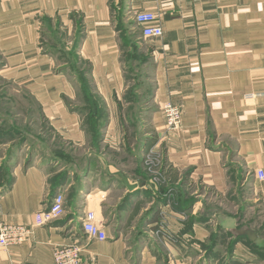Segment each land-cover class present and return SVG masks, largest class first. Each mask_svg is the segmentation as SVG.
Masks as SVG:
<instances>
[{
	"label": "crops",
	"instance_id": "crops-1",
	"mask_svg": "<svg viewBox=\"0 0 264 264\" xmlns=\"http://www.w3.org/2000/svg\"><path fill=\"white\" fill-rule=\"evenodd\" d=\"M142 11L159 17L163 38H141L134 17ZM124 34L137 41L130 49L149 52L152 71L138 154L124 147L120 131V110L130 104ZM80 61L105 121L98 155L68 67ZM0 80L31 96L54 134L85 157L82 173L56 157L12 158L14 182L0 198V217L34 227L35 215L59 195L64 215L1 249L0 264H55V250L72 244L92 264H262L245 240L232 243L249 214L239 216L232 198L238 188L248 206L264 202V0H0ZM169 102L183 111L176 133L167 132L162 115ZM148 149L160 158V180L144 174ZM126 181L138 187L130 191ZM217 199H229L228 209L215 206ZM91 211L108 240L83 232ZM229 220L236 229L225 227ZM213 239L208 254L203 245Z\"/></svg>",
	"mask_w": 264,
	"mask_h": 264
},
{
	"label": "rangeland",
	"instance_id": "rangeland-1",
	"mask_svg": "<svg viewBox=\"0 0 264 264\" xmlns=\"http://www.w3.org/2000/svg\"><path fill=\"white\" fill-rule=\"evenodd\" d=\"M123 36L126 37L124 44L127 46L130 42L127 39L129 36L125 34ZM132 44L133 42H131L130 45ZM128 48L129 47H126L122 56L123 61L126 62L125 67L128 71V89L125 99L130 102V104L123 106L120 110L122 117V128L120 127V131L123 139H126L124 147L129 148L131 152L133 148H135L138 154L139 145L137 139L140 138L142 134L140 117H142L143 108L151 95L152 85L150 78L152 71L151 66L147 63V61H149V52H142L140 49L137 50L139 46L136 47V49ZM137 59L139 60L136 61ZM77 68L81 70L83 66H78ZM78 81L79 79L75 82L77 83ZM145 86H149L147 92H142L141 90ZM24 94L22 90L11 85L9 86L0 80V135L2 143L0 158L10 156L12 152L14 153L16 147H23L22 153H24L28 159L30 157L33 161L47 162L50 158H60L64 160L62 161L64 165H68L71 169L76 168L82 173L85 165L83 161L85 157L82 148L77 149L71 147L57 137L50 129L49 125H46V123L41 120L42 118L36 111L37 108L33 106L29 96ZM86 115H88V113ZM88 126V131H91L90 125ZM91 136L93 137V133ZM94 151L95 155H98L100 152L97 148H94ZM111 155H113V153ZM121 157V155H118L114 157L113 160L118 163ZM77 179L79 182V177ZM237 190L238 191L232 198L235 205H239L236 211H238V214L249 213L243 224L244 228L254 230L264 239V202L261 200L254 201L248 206L247 201H245L246 194L242 189L237 188ZM214 200L216 199L214 198ZM228 200L229 199H217L215 206H218L221 211L227 210L228 207L226 206H230L231 203L230 201L229 203ZM229 211L232 212L233 210L229 209L227 212L229 213ZM236 211L235 213H237ZM239 216L241 215L239 214ZM219 259L222 262L223 256L220 255ZM261 261L262 264H264V257H262Z\"/></svg>",
	"mask_w": 264,
	"mask_h": 264
},
{
	"label": "built area",
	"instance_id": "built-area-1",
	"mask_svg": "<svg viewBox=\"0 0 264 264\" xmlns=\"http://www.w3.org/2000/svg\"><path fill=\"white\" fill-rule=\"evenodd\" d=\"M135 23L141 27V36L143 39H157L164 37V29L159 17L150 11L138 12L134 17ZM162 115L165 120L166 130L170 133L180 131L183 111L182 108L173 103H166L162 109ZM160 158L155 156L153 149H150L145 156V167L153 175L155 180H160L162 174L159 167ZM260 180L264 179L263 172H258ZM63 197L59 195L51 206L44 205L43 209L35 215L34 227H45L53 224L64 215ZM161 228L166 225V220L161 222ZM20 224L5 222L0 217V250L23 244L30 235L33 228ZM82 230L89 240L106 241L108 236L99 225L97 215L91 211L85 215L82 220ZM172 244H178L179 238L169 235ZM55 264H92L84 256V247L79 244H72L60 247L54 252Z\"/></svg>",
	"mask_w": 264,
	"mask_h": 264
},
{
	"label": "trees",
	"instance_id": "trees-1",
	"mask_svg": "<svg viewBox=\"0 0 264 264\" xmlns=\"http://www.w3.org/2000/svg\"><path fill=\"white\" fill-rule=\"evenodd\" d=\"M140 36H141V33H140ZM132 37L131 38L130 37L127 38L130 42L128 43L127 46H125L124 40L126 39V37L123 36V38H122V41H123V44L122 45L124 47V48L122 47L123 51L126 49V47H129V48L131 47V45H130L131 42L134 43L136 41L135 40V37L134 38H132ZM141 38H142V36H141ZM138 60L139 59H137L136 61H138ZM78 66H83V68L80 70L79 68H77ZM68 67H70L73 71H75V74L77 75V78L79 79L78 83L80 85L81 91L84 94L83 100L86 101V110H84V112H83V113H85V122H84V125H85L86 131L88 132V134L91 136V134L93 133V137H94L93 138L91 136V138H92V146L91 147L93 149L94 148H97L98 150H100L101 149L100 148L101 143H102V141L104 139L105 121H102V119H101L102 113H101L100 116L98 115L99 108L102 109V107L99 106L100 99H99V97L97 95H95L94 90H93L94 87H93L91 81L88 78L89 66L84 61H82V62L80 61L77 64L69 65ZM127 81H128V77H127ZM27 96H29V95H27ZM29 99L32 101L33 106L37 108L36 111L40 114V116L42 118L41 120L43 122H45L46 125H48V123L45 120L44 116L39 112L38 106L36 105L37 104L36 101L31 96H29ZM87 113H88V115H86ZM88 125H90V130L91 131H88V127H89ZM0 145H2V143H1V135H0ZM22 149H23V147H16L14 149V153L12 152L10 156L5 157V159H4L2 168H0V198L8 190H10L12 188V185H13V182H14V178L11 176V172H10V168H9L10 166L9 165L11 163L12 158L16 154H18L19 152H22ZM146 153H148V152H146ZM145 156H146V154H145ZM145 156H144V159H143V165H144V174L146 175V174H150V172H148L147 168L145 167ZM49 160H51V159H49ZM31 161H33V160H32V158L29 157V159L27 160V162L30 163ZM164 168L166 170V167L165 166H164ZM166 179L167 180L170 179L169 178V174L166 175ZM170 181H172V180L170 179ZM163 186H165V185H163ZM160 187H162V185H160ZM51 205L52 204H49L48 206H51ZM225 227L227 228V226H225ZM235 227H237L236 223H235ZM235 227L234 228H227V229H236ZM237 230L239 231L238 232V235L239 236L237 238H234V241L232 243L234 244V243H237L239 240H245L246 243L254 251H257V254L259 255L260 259H262V257H264V247L257 246L256 244L250 242L246 236L241 235V233L243 232L242 230H244V231L246 230L244 228V225L243 224H240L238 226V229ZM256 234L258 235V237L261 240H264L259 235V233H256ZM213 241H214V239L212 240V242ZM216 243H217L216 241L213 242V244H212L213 246H205V245H203L207 249V253L208 254H210L212 252V249L216 245Z\"/></svg>",
	"mask_w": 264,
	"mask_h": 264
},
{
	"label": "water",
	"instance_id": "water-1",
	"mask_svg": "<svg viewBox=\"0 0 264 264\" xmlns=\"http://www.w3.org/2000/svg\"><path fill=\"white\" fill-rule=\"evenodd\" d=\"M126 185L128 186L130 191H133L138 187V185H130L128 181H126ZM144 182H141L140 186H143ZM229 226L227 228H234L235 223L232 220H229ZM241 235L246 236L248 240L259 247H264V240H261L258 235L252 230H245L241 233Z\"/></svg>",
	"mask_w": 264,
	"mask_h": 264
}]
</instances>
